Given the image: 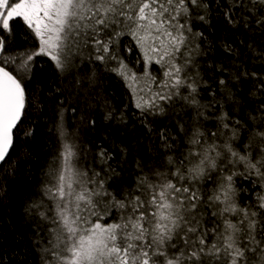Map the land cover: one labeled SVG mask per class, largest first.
Instances as JSON below:
<instances>
[{
    "label": "snow or ice",
    "instance_id": "6c2138e0",
    "mask_svg": "<svg viewBox=\"0 0 264 264\" xmlns=\"http://www.w3.org/2000/svg\"><path fill=\"white\" fill-rule=\"evenodd\" d=\"M124 37L142 54L139 76L121 55ZM85 53L132 89L147 155L101 143L80 166L65 113L96 125ZM39 57L62 82L47 92L35 83ZM103 106L127 130L126 112ZM33 110L52 112L58 147L11 223L24 222L43 264H264V0H0V221L31 158ZM242 181L260 190L244 199Z\"/></svg>",
    "mask_w": 264,
    "mask_h": 264
},
{
    "label": "trees",
    "instance_id": "16d2710c",
    "mask_svg": "<svg viewBox=\"0 0 264 264\" xmlns=\"http://www.w3.org/2000/svg\"><path fill=\"white\" fill-rule=\"evenodd\" d=\"M217 34L226 35V33L219 30H217ZM220 43L219 40L216 41L217 45ZM33 45L38 46L35 37L30 35L27 46L31 48ZM135 52V49H132V53L134 54ZM209 55L219 56L220 53L214 49ZM80 68L82 69L81 75L90 76L95 73V92L99 99V102L94 104L89 117L96 120L95 127L90 126L87 123V119L82 121L81 112L79 111L76 114H73L70 110L65 113L66 127L71 125V127H67V130L77 133L79 137L77 142L85 152L80 159V166L93 164L92 155L87 150L91 148L95 151L96 145L101 143H106L114 151H118L122 142L124 144L131 142L135 148L133 155L138 151H144L145 155H147L150 145L147 141L140 140L138 142V139L143 134V129L138 122L133 123L136 119L133 113L139 115V110L135 109L133 94L129 92L122 79L108 72L105 74L98 63L85 67H82L81 64ZM37 70L43 74V81L37 79L35 83L40 85L45 92H47L45 85L52 86L54 83H62L57 76L53 75L54 69L51 62L47 61V59L38 58ZM155 70L156 68H153L152 72L156 75ZM63 83H67V81ZM104 101H107L108 105L117 111L124 110L126 112L129 116L127 130L123 126L118 128L115 123L106 121L103 118L105 114ZM51 116L52 112H49L46 116H41L35 110L32 111L30 116L29 122L39 127L36 139L31 143V147L28 148L31 158L29 159L28 156H25L20 160L18 174L8 187L9 199L6 203L9 207L4 210V219L0 221V245H3L0 251L7 253L3 264H9L10 259L19 264L20 261L25 260V254H27V264H43L40 250L32 247V235L23 226L24 222L17 219L16 223L12 224L11 221L15 215L13 209L16 212H21L24 202L29 199L32 191L39 186V182L43 179L42 173L58 147L55 133L49 132L52 127ZM118 160L119 157L112 161L114 166L118 163ZM96 166L99 167V165ZM117 170L119 171V169ZM121 177L124 180L135 179L130 171L123 172ZM241 183L247 189V191L241 193L244 199L254 196L255 191L260 190L259 188L254 190L248 181H242ZM17 245L19 246L17 247Z\"/></svg>",
    "mask_w": 264,
    "mask_h": 264
},
{
    "label": "rangeland",
    "instance_id": "374dc122",
    "mask_svg": "<svg viewBox=\"0 0 264 264\" xmlns=\"http://www.w3.org/2000/svg\"><path fill=\"white\" fill-rule=\"evenodd\" d=\"M37 44H38V40L35 38ZM123 40V43H122V51H121V55L123 56L125 62L128 64L129 68L135 72L138 76L142 74L143 72V57H142V54L139 52V49L136 48L135 46V43L134 41L131 40L130 37H124L122 38ZM128 47H131L132 49H135V53L133 54L132 52L129 53L126 51V49ZM133 54V55H132ZM39 58H42V59H47L45 57H39ZM78 63H80L78 61ZM95 63H98L100 65V67L102 68V71L106 74L107 72L112 74V75H115L117 76L118 78L122 79L120 76H118L115 72H112L110 70H106L104 65L100 64V62H95ZM82 64V67H85V66H90L92 65L91 63H88V60H87V53H85V56H84V59H83V62L80 63V65ZM140 65V66H139ZM112 65H110L109 67H111ZM139 68V69H138ZM155 69L156 68V75L157 77L159 78L160 74H161V70L159 68L158 65H153L152 69ZM123 83L127 86V88L129 89V92H131L133 94V91L131 88L128 87V84L126 81H124L122 79ZM145 84V81L141 80L140 81V86H144ZM152 87H155V85H152ZM133 98L135 99V96L133 94ZM253 197V196H252Z\"/></svg>",
    "mask_w": 264,
    "mask_h": 264
}]
</instances>
